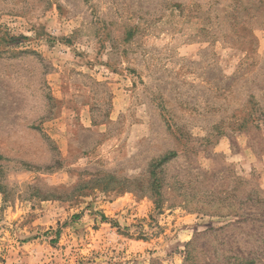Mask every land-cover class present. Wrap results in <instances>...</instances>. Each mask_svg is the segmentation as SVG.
Segmentation results:
<instances>
[{
  "label": "rangeland",
  "instance_id": "rangeland-1",
  "mask_svg": "<svg viewBox=\"0 0 264 264\" xmlns=\"http://www.w3.org/2000/svg\"><path fill=\"white\" fill-rule=\"evenodd\" d=\"M0 264H264V0H0Z\"/></svg>",
  "mask_w": 264,
  "mask_h": 264
},
{
  "label": "trees",
  "instance_id": "trees-1",
  "mask_svg": "<svg viewBox=\"0 0 264 264\" xmlns=\"http://www.w3.org/2000/svg\"><path fill=\"white\" fill-rule=\"evenodd\" d=\"M173 156H174V154L170 155L169 157H166V158L162 159L163 160L162 162L169 161Z\"/></svg>",
  "mask_w": 264,
  "mask_h": 264
}]
</instances>
